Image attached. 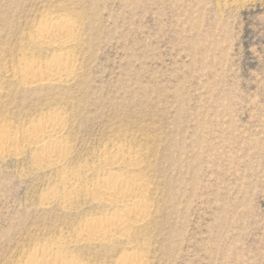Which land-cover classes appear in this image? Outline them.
Listing matches in <instances>:
<instances>
[{
    "label": "rangeland",
    "instance_id": "obj_1",
    "mask_svg": "<svg viewBox=\"0 0 264 264\" xmlns=\"http://www.w3.org/2000/svg\"><path fill=\"white\" fill-rule=\"evenodd\" d=\"M49 15L79 24L75 75L24 86L20 63L52 54L30 42ZM46 117L63 121L64 169L87 182L63 207L26 140L0 156V264L54 241L83 264L128 249L144 264H264V0H0V127ZM117 147L141 154L148 220L129 244L74 243L115 209L84 191Z\"/></svg>",
    "mask_w": 264,
    "mask_h": 264
},
{
    "label": "bare ground",
    "instance_id": "obj_2",
    "mask_svg": "<svg viewBox=\"0 0 264 264\" xmlns=\"http://www.w3.org/2000/svg\"><path fill=\"white\" fill-rule=\"evenodd\" d=\"M38 21L39 25L37 24V29H34L35 33L32 34L30 42L37 47L52 51V54L44 62H27L25 60L21 62L24 58L20 59V67L13 74L24 76L23 81H21L22 78H19L24 86L40 82L48 85L68 83L75 75V72L72 71L74 62L72 49L77 41L79 24L65 15L43 16ZM62 122L46 117V119L38 121L37 124L17 132L13 131L14 133L10 132L8 126H1L0 156L11 151L14 155L15 153L19 154L21 144L26 140L33 152L34 165L38 169L55 168L54 171L58 175V188L50 190L47 195L45 194L47 199H53L57 196L58 190L62 189L65 194L61 191L64 194L61 197V204L66 207L70 197L76 196L79 191L81 193L78 188L82 183L87 182V178L86 180L82 179L79 175L67 173L65 170ZM140 155L138 152L133 153V151L120 147L114 149L113 160L109 164L106 163L108 166L104 164L106 166V169L104 167L105 171L103 170L104 178L92 183L91 188L84 189V194L99 202L103 201L104 205L115 209L108 216L85 221L79 229L74 243L86 242L87 244L106 246L120 244L124 240L127 243L132 231L139 229L147 222L149 215L146 208L150 204L145 198L146 184L144 178L135 173L136 167L139 166L136 159ZM96 167L85 165L84 169L91 172L98 169ZM121 172H126V177L122 175L121 177ZM48 246H39L29 250L25 253V257L23 256L25 261L20 264H83L68 255L71 246L66 242L54 241ZM143 256V251L139 249L136 251L134 249L124 250L112 264H144Z\"/></svg>",
    "mask_w": 264,
    "mask_h": 264
}]
</instances>
